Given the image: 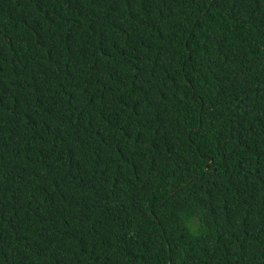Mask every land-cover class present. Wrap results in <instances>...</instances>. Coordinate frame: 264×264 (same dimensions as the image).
<instances>
[{
  "label": "trees",
  "instance_id": "1",
  "mask_svg": "<svg viewBox=\"0 0 264 264\" xmlns=\"http://www.w3.org/2000/svg\"><path fill=\"white\" fill-rule=\"evenodd\" d=\"M0 264H264V0H0Z\"/></svg>",
  "mask_w": 264,
  "mask_h": 264
}]
</instances>
